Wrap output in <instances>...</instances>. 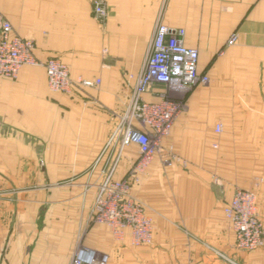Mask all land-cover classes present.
<instances>
[{
    "label": "crops",
    "instance_id": "1",
    "mask_svg": "<svg viewBox=\"0 0 264 264\" xmlns=\"http://www.w3.org/2000/svg\"><path fill=\"white\" fill-rule=\"evenodd\" d=\"M94 1L0 0V13L35 43L39 61L59 58L72 80L99 81L68 96L50 92L40 67L0 77V170L47 176L9 184L41 189L5 202L0 264H69L80 238L107 264H264V248L234 250L223 214L236 189L253 191L264 224V0H105L103 21L93 15ZM158 21L185 31L209 83L185 96L164 140L186 167L155 158L132 187L153 226L152 243L133 246L129 232L117 241L108 227L90 223L96 188L87 186L100 179L106 156L91 180L71 178L103 153ZM163 90L154 86L144 100L157 101ZM137 158L138 148L127 147L114 179Z\"/></svg>",
    "mask_w": 264,
    "mask_h": 264
},
{
    "label": "built area",
    "instance_id": "2",
    "mask_svg": "<svg viewBox=\"0 0 264 264\" xmlns=\"http://www.w3.org/2000/svg\"><path fill=\"white\" fill-rule=\"evenodd\" d=\"M93 15L103 21L108 15L105 0L93 2ZM183 29L165 26L157 22L144 64L135 78L128 103L117 118L98 163L106 156V164L100 172L92 220L109 228L117 241L130 233L133 246L150 245L153 226L145 205L131 193L155 158L164 167L180 164L186 167L172 146L164 140L184 107V98L198 86H206L209 77L198 72V51L184 44ZM235 38L228 44H233ZM40 67L46 74L50 92L71 96L83 88L99 84L88 80H72L68 67L59 58L39 61L35 56V43L18 36L10 23L0 13V77L15 80L23 67ZM132 77V76H131ZM154 86H162L158 100L148 102L144 95ZM219 132V127L216 128ZM129 146L138 148V158L128 175L115 180L123 151ZM217 183V182H216ZM234 234V250L251 253L264 248V224L258 217L256 194L253 191L236 189L223 209ZM108 256L79 244L71 264H107Z\"/></svg>",
    "mask_w": 264,
    "mask_h": 264
},
{
    "label": "rangeland",
    "instance_id": "3",
    "mask_svg": "<svg viewBox=\"0 0 264 264\" xmlns=\"http://www.w3.org/2000/svg\"><path fill=\"white\" fill-rule=\"evenodd\" d=\"M128 173H129V170L127 171L126 175L122 179H124L128 175ZM92 174H93V172L91 170H89L88 172H85V173H83V174H81L79 176H75V177H73L71 179L84 177V178H87V179L91 180L89 177ZM144 175H141L139 177V179H141V177L144 176ZM46 177H47L46 176V172H43L42 170H36V171H31V172L30 171H27V172H25V171H12L11 172V171L0 170V213L3 212L4 206H5V202H9V198L10 197H12L14 199L17 196H19L22 192H25L28 189L30 191L33 190L34 192L39 191L41 189L40 187H37V186H33V187L29 188V187H26V186H23V187H20V186H9V184L18 183L19 180H21V179H29V180H31V182H36L37 179L46 178ZM98 177H97V180H98ZM71 179H69V180H71ZM214 182L215 183L219 182V180L217 178H215ZM87 187H95L96 188V193H95V197H96L97 185L95 184V181L93 183H90V185H88ZM132 187H131V193H132ZM94 203H95V198H94ZM93 209H94V204H93V207H92V211H93ZM92 219L93 218H92V212H91L90 223L91 224H96V223H94V221ZM151 222H152V220H151ZM2 231H3V228H0V232H2ZM81 239L82 238H80V241H79L78 244H82V240ZM4 250H5V246L3 247L2 253H4ZM71 262H72V258H71L69 264H71Z\"/></svg>",
    "mask_w": 264,
    "mask_h": 264
}]
</instances>
